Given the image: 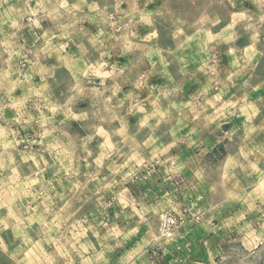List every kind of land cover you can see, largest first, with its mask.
I'll use <instances>...</instances> for the list:
<instances>
[{
    "label": "rangeland",
    "instance_id": "374dc122",
    "mask_svg": "<svg viewBox=\"0 0 264 264\" xmlns=\"http://www.w3.org/2000/svg\"><path fill=\"white\" fill-rule=\"evenodd\" d=\"M90 1L85 17L68 0H0V264H264V242L214 233L234 224L216 216L218 194L229 206L232 192L264 188V8L251 5L258 19L246 25L236 10L247 0ZM247 33L249 47L238 41ZM108 35L112 46L125 38L136 80L88 89L90 76L106 78L109 42L97 39ZM247 82L250 96L236 90ZM249 98L241 122L236 101ZM88 109L94 119L76 121ZM199 127L226 136L188 183L207 194L204 209L163 197L133 210L129 184L143 168L177 165L172 147ZM241 128L244 152L232 142ZM184 207L175 235L163 236L166 214ZM205 230L208 259L197 256Z\"/></svg>",
    "mask_w": 264,
    "mask_h": 264
},
{
    "label": "crops",
    "instance_id": "0c3cea01",
    "mask_svg": "<svg viewBox=\"0 0 264 264\" xmlns=\"http://www.w3.org/2000/svg\"><path fill=\"white\" fill-rule=\"evenodd\" d=\"M68 1H70V9H72L73 12H83L85 14V17H90L93 14V1ZM251 5H254V8L256 9L255 11L259 12L262 7L264 8V1L262 4H260L255 0H250V2L247 0L243 1L242 4L238 6L236 13L244 15L246 17V21L242 24L254 25L255 23H257L256 19L258 18L250 16V10L252 9ZM88 19L89 18L83 20L87 21ZM76 23L77 22L74 19V22L72 21L71 25L73 26ZM75 33L76 31L72 32L73 39ZM110 37L111 35H108L106 36V38L98 37L97 39L99 40V42H109V49L105 51L106 67L100 70V72L106 74V78H101L98 76L99 80L97 81V79L95 80L94 78H92V76H90L91 80H94V82L96 81L97 85L89 86L88 89L104 88L103 81L104 83L106 82V85L111 83H114V85H116L115 83H117L119 88L126 87L128 75H130L132 72L135 73L136 80L137 70L135 69V66L128 67L125 63H123V59H126L127 57V48L124 42L125 38H118L119 45L114 44L112 46V44L110 43V40L112 39ZM115 39L116 37L113 38V40ZM239 40H242V45L246 46L250 42V36L249 34L246 37L244 35H241L238 37V41ZM116 46L118 48H116ZM237 50H239V45L237 47ZM112 57L114 58L112 59ZM87 78L88 77H86V79ZM84 81V83H87L89 80ZM240 85L241 83H238L236 86L237 92L240 90L241 93L244 92L247 93L248 96H250V82L244 83L241 86ZM202 100H204V98H202ZM241 106L245 107L242 108ZM248 106H250V98L246 102H241L239 100L236 101L235 107L237 111L246 109V112L239 114L237 113V115H240L237 116V118L240 117L239 121H250V107ZM74 114L76 117V121H88L94 119L93 113L90 109H88L87 111L81 110ZM225 137L226 136H224L220 132H210L206 129H201L200 127L198 129L186 131V133L180 136L178 142L176 143V146L172 147V151L174 153L173 158L178 161H176L177 165L172 164V166H168L166 169L160 167L158 170H155L153 167L146 166L148 169L143 168V172L140 173V176H137L136 180H133L132 184H129V188H131L129 189V192L131 194V196H129V201H133L135 204L133 210L141 212L143 205L149 207V205L151 206L154 202L160 200V198L163 197H167L173 202H180L183 205L191 204V202L195 200L196 204H200V209H204L202 207L205 205L208 196L204 193L196 194L190 192V177L192 176V174L196 175L200 171V169H203L201 162H205L206 157H208L211 153L216 154V152L225 147L224 144H222ZM232 139L233 147L237 148L238 152L246 151V147L244 144L246 141L248 143L250 142L249 129L244 130L241 128L240 130H235ZM203 165L205 166V163ZM260 181L264 183V176L262 179H260ZM159 194L162 195L158 196ZM225 197L226 196L223 194H218L217 199L215 200L218 205H216L217 207L215 210V214L216 216L220 217L230 216V218L233 219L232 221H234V224L230 231L228 228H224L221 225H219V227L217 226L214 232L215 240L222 241L221 235L223 236L228 234L231 240L238 242L241 241L242 243L250 241L251 238V243L256 244L253 246L254 248L262 244L264 242V188L262 192H250V188H248L241 196H237L232 192L230 194L229 206H224L228 202ZM123 201V197L121 199L119 198V208L121 212L126 211V206L122 204ZM198 233L200 234V237L198 236L199 239H204V245L202 248L200 247V253L198 254L197 252V256L199 258L208 259L207 254H209V252L208 250H206V243L207 241H209V238H207V236L211 237V234H208L209 232L206 230L204 233H200V231ZM191 237L192 235L190 236L189 233H186V236L180 235L179 239H182L181 243L187 244L189 242L188 239H191ZM220 243L221 242H218V244ZM186 256H189L188 252H185L182 258L186 259Z\"/></svg>",
    "mask_w": 264,
    "mask_h": 264
},
{
    "label": "built area",
    "instance_id": "2783aa9c",
    "mask_svg": "<svg viewBox=\"0 0 264 264\" xmlns=\"http://www.w3.org/2000/svg\"><path fill=\"white\" fill-rule=\"evenodd\" d=\"M188 210L187 207H184L180 211L173 210L167 213L161 224V234L166 237L174 236L180 226L181 220L188 214Z\"/></svg>",
    "mask_w": 264,
    "mask_h": 264
},
{
    "label": "bare ground",
    "instance_id": "6f19581e",
    "mask_svg": "<svg viewBox=\"0 0 264 264\" xmlns=\"http://www.w3.org/2000/svg\"><path fill=\"white\" fill-rule=\"evenodd\" d=\"M261 253H262V255H264V246H263L262 249H261L260 254H261ZM260 254H259V255H260ZM262 255H261V256H262Z\"/></svg>",
    "mask_w": 264,
    "mask_h": 264
},
{
    "label": "clouds",
    "instance_id": "9594fccd",
    "mask_svg": "<svg viewBox=\"0 0 264 264\" xmlns=\"http://www.w3.org/2000/svg\"><path fill=\"white\" fill-rule=\"evenodd\" d=\"M153 35H155V33H153ZM89 155H91V154L89 153Z\"/></svg>",
    "mask_w": 264,
    "mask_h": 264
}]
</instances>
